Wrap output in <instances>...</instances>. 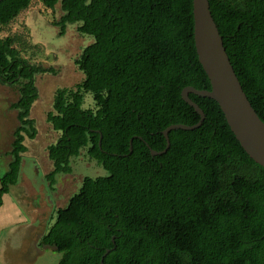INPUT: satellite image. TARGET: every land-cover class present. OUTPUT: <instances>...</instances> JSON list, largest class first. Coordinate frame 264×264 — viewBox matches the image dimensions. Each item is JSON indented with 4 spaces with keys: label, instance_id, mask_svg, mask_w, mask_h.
<instances>
[{
    "label": "trees",
    "instance_id": "1",
    "mask_svg": "<svg viewBox=\"0 0 264 264\" xmlns=\"http://www.w3.org/2000/svg\"><path fill=\"white\" fill-rule=\"evenodd\" d=\"M61 16L58 35L77 24L87 45L74 61L83 79L57 88L46 122L59 134L46 147L56 176L70 174L82 151L105 176L83 178L39 241L62 253L58 264H264V169L239 145L211 99L190 94L200 117L181 99L185 87L210 90L193 41L192 0H41ZM234 72L264 123V0H208ZM31 0L0 2V83L16 88V113L2 197L16 185L37 136L31 108L37 75L21 38L1 37ZM86 95L93 108H85ZM101 136V140H100ZM100 141V147H99ZM131 141V152L129 150ZM148 146V147H147Z\"/></svg>",
    "mask_w": 264,
    "mask_h": 264
},
{
    "label": "rangeland",
    "instance_id": "2",
    "mask_svg": "<svg viewBox=\"0 0 264 264\" xmlns=\"http://www.w3.org/2000/svg\"><path fill=\"white\" fill-rule=\"evenodd\" d=\"M61 14L59 4L54 10H50L43 6L41 0H31L28 8L3 28L1 33V37L21 38L22 43L17 47L31 63L54 70V73L35 77L38 98L32 105L30 116L35 120L37 136L33 140H25L27 151L22 156L17 183L8 191L9 201L17 203L20 209L31 208L38 202H44L42 195L48 197L41 206L46 207L50 214L49 226L54 222L55 210L66 206L69 198L78 191L84 177L107 175L95 161L86 156L85 151H82L78 157L70 161L72 172L57 175L56 183L50 192L46 188L44 176L52 169L46 147L53 144L59 136L46 122V114L51 110L53 94L57 88L73 87L82 81L83 75L74 61L92 42L91 37L79 34L77 24L68 25L64 35L59 36L52 22L59 19ZM17 97L15 87L0 83V176L7 170L9 161L8 151L16 126V113L10 109V104L15 102ZM84 107L93 108L90 95H86ZM22 183L29 184L27 189L17 187ZM21 197H24V204ZM16 199H19L20 204ZM28 208V214L23 210L27 224L32 220ZM26 234V228L12 235L6 232L0 234V255L7 242V258L11 256V259L16 260L15 262L9 260L5 264H58L62 253L49 247H38V251L33 250L31 253L30 250H24L21 253L20 243L28 244ZM13 248L16 250L13 251Z\"/></svg>",
    "mask_w": 264,
    "mask_h": 264
},
{
    "label": "water",
    "instance_id": "3",
    "mask_svg": "<svg viewBox=\"0 0 264 264\" xmlns=\"http://www.w3.org/2000/svg\"><path fill=\"white\" fill-rule=\"evenodd\" d=\"M192 16L194 47L199 64L209 80L210 90L185 87L181 91V99L195 110L200 121L194 126L181 124L169 126L162 132L166 140V148L162 152L148 148L150 154L158 156L166 153L169 147L168 134L171 131H190L201 125L205 115L199 106L189 98V95L192 94L217 103L241 148L250 159L264 169V123L251 106L234 72L223 45L222 36L212 18L208 0H192ZM98 145L100 147V141ZM129 150L131 152V141ZM109 252L110 250L104 252L99 264H104V258Z\"/></svg>",
    "mask_w": 264,
    "mask_h": 264
},
{
    "label": "crops",
    "instance_id": "4",
    "mask_svg": "<svg viewBox=\"0 0 264 264\" xmlns=\"http://www.w3.org/2000/svg\"><path fill=\"white\" fill-rule=\"evenodd\" d=\"M29 184L26 183H22L20 185H17V187H25L27 189V186ZM14 186H12L10 188V190L12 188H14ZM47 188V187H46ZM23 191V190H22ZM49 191V190H48ZM50 192V191H49ZM42 200L44 199V202L46 199H48V197H45L42 195ZM10 196L9 193L3 195L2 200H3V204L0 208V234L3 232H6L8 234H14L17 233L19 230L21 229H27V238H26V242H28V244L24 245L23 243H20V252L22 253V251H27L30 250V252L32 253L33 250H37L38 251V241L40 239V237L45 234V232L47 231V229L49 228V218H50V214L47 211L46 207H42L41 205L44 204L43 201L38 202L36 204V206H33L31 208H22L20 209L17 205V203L15 202H11L9 201ZM23 204H24V197H21ZM19 203V199H16ZM27 208L29 210L30 213V218L31 223L26 222L25 220V215L23 213V210H25V212L28 214L27 212ZM49 209V208H48ZM40 212V213H39ZM50 212V209H49ZM40 214V215H39ZM26 223V224H25ZM7 242L6 244L3 246V250H1V255H0V264H5L7 261H12L13 259H11V256L9 258H7ZM27 247L29 249H23V247ZM13 251L16 250V248L12 249ZM20 253V254H21ZM16 260L14 259L12 262H15Z\"/></svg>",
    "mask_w": 264,
    "mask_h": 264
}]
</instances>
